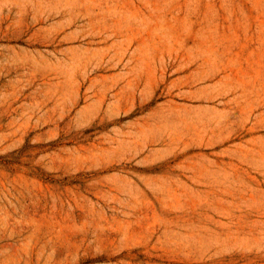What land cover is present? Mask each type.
I'll list each match as a JSON object with an SVG mask.
<instances>
[{
  "label": "rangeland",
  "instance_id": "1",
  "mask_svg": "<svg viewBox=\"0 0 264 264\" xmlns=\"http://www.w3.org/2000/svg\"><path fill=\"white\" fill-rule=\"evenodd\" d=\"M0 264H264V0H0Z\"/></svg>",
  "mask_w": 264,
  "mask_h": 264
}]
</instances>
